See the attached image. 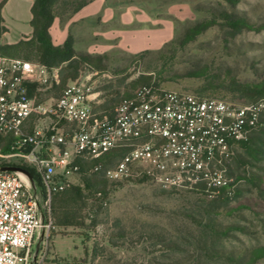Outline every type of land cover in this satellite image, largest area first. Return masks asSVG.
Segmentation results:
<instances>
[{
  "label": "rangeland",
  "instance_id": "obj_1",
  "mask_svg": "<svg viewBox=\"0 0 264 264\" xmlns=\"http://www.w3.org/2000/svg\"><path fill=\"white\" fill-rule=\"evenodd\" d=\"M65 1L69 0L57 1L55 14L60 20L55 18L51 25L54 38L72 9L64 5ZM105 3L114 11L109 25L92 20L69 28L71 47L77 54L103 57V72L79 63L76 78L65 83L79 80L90 89L91 114L114 108L133 90L130 83L141 76H150L151 83L162 90L235 105L259 100L248 85L264 80V31L233 32L222 17L231 14L255 25L264 23V0H237L235 5L227 0ZM127 9H132L134 21L122 25L120 15ZM210 19L218 25L192 42L182 41L186 29ZM138 29L164 35L156 43L148 42L134 50L121 45L118 37L108 40L93 35L97 31ZM66 68L64 63L47 69L44 77L32 79L29 84L35 89L27 97L35 105L53 103L65 87L57 90L60 72L67 73ZM194 74L204 77H192ZM50 118L35 114L25 122L24 130L30 133L35 125L46 128ZM259 120L260 125L249 135L264 140V112ZM59 126L69 127L65 122ZM230 151L228 176L233 183L223 204L210 202L217 195L211 198L193 191L166 192L142 175L96 187L93 180L100 176L66 171L61 178L62 190L52 196L49 236L41 241L32 264L245 263L249 250L264 247V193L243 180H234L236 176L264 178V160L246 165L244 143L232 146ZM10 162L25 164L13 159ZM257 264H264V259Z\"/></svg>",
  "mask_w": 264,
  "mask_h": 264
},
{
  "label": "built area",
  "instance_id": "obj_2",
  "mask_svg": "<svg viewBox=\"0 0 264 264\" xmlns=\"http://www.w3.org/2000/svg\"><path fill=\"white\" fill-rule=\"evenodd\" d=\"M46 72L37 63L0 55V167L19 160L38 178L21 169L0 171V264H31L38 239L49 236L51 200L63 188L61 178L80 170L76 159L110 182L142 175L166 192L195 190L212 198L233 183L231 147L246 140L264 112V100L235 105L150 83L97 120L90 89L79 80L69 81L48 106L35 105L26 84ZM35 114L51 122L28 133L25 122ZM114 151L121 155L111 156Z\"/></svg>",
  "mask_w": 264,
  "mask_h": 264
},
{
  "label": "trees",
  "instance_id": "obj_3",
  "mask_svg": "<svg viewBox=\"0 0 264 264\" xmlns=\"http://www.w3.org/2000/svg\"><path fill=\"white\" fill-rule=\"evenodd\" d=\"M33 5L31 8V21L30 25L32 27L31 36L28 39L20 40L18 43L13 45H0V55L9 57V58H18L27 61H34L39 65L44 66L46 69H56L59 65L66 63L67 64V73L60 72V84L57 87L59 91L61 87L65 85L67 80L75 79L78 74L79 63L85 64L89 67H92L99 72L104 71L103 57L101 55H90V54H77L71 47L70 36L64 41L60 46H54L52 39L49 33V29L55 20L60 16L55 14V8L57 7L58 0H32ZM94 0H84V1H74L69 0L65 1L64 5L72 7L69 18L79 11L82 7ZM232 5L237 3V0H227ZM6 0H0V36L4 32V28L1 27V8L5 4ZM75 2V3H74ZM68 18V19H69ZM67 19V20H68ZM223 23L226 27L231 29L233 32H238L241 30H246L250 32L258 33L264 31V23L255 25L249 22L247 19L234 15H225L222 17ZM218 25V22L215 19H210L198 23L197 25L186 29L182 41L184 43L192 42L199 35L206 32L211 27ZM192 77H204L202 74H194ZM150 76H141L136 80L130 83V87L133 90L130 93H127L123 96L122 99L131 96L132 92L135 91L141 85L150 84ZM155 87H157L154 84ZM251 90V94L254 98H259V100H264V80L248 85ZM35 89L34 85L29 83L26 84V96L30 97ZM198 96V95H197ZM202 97V96H199ZM121 99V100H122ZM120 100V101H121ZM119 101V102H120ZM111 108L107 112H103L95 115L94 119H103L110 116L112 112ZM32 118V117H31ZM260 121V120H259ZM255 128H257L260 124ZM254 128V129H255ZM252 129V130H254ZM251 130V131H252ZM245 144V152L248 157L246 165H251V163H257L261 160H264V140L259 135L250 136L249 133L246 136V140L239 142ZM7 148L3 147V151H6ZM111 156L118 157L121 155L120 151H114L110 154ZM75 163L79 165L80 171H86L88 166L87 164L81 162V160L76 159ZM17 168L26 171L38 181L34 169L31 166L26 164L15 165ZM229 168V166H228ZM100 176L99 178H94V186L100 187L106 185V179L103 178L102 174H94ZM103 178V179H102ZM243 180L245 183L257 187L261 192L264 193L262 189V184H264V178L261 177H250V178H240L239 176L235 177V183ZM116 183V182H114ZM232 185H228L226 188H222L220 193L217 195L216 199L210 200L212 203H225L228 200V192L230 191ZM196 190H201L202 188H195ZM195 192V190H193ZM225 234V233H224ZM264 259V247H256L247 252L245 263L243 264H257L258 261Z\"/></svg>",
  "mask_w": 264,
  "mask_h": 264
},
{
  "label": "crops",
  "instance_id": "obj_4",
  "mask_svg": "<svg viewBox=\"0 0 264 264\" xmlns=\"http://www.w3.org/2000/svg\"><path fill=\"white\" fill-rule=\"evenodd\" d=\"M105 1L106 0H94L82 7L66 21L64 28L58 31L57 38H54L52 34L53 24L49 29L53 44L55 46L62 45L70 35L69 28L81 24L82 22L99 20L104 23L105 26L109 25L114 18V11L112 8L107 7ZM32 5V0H6L1 8V27H3L5 31L1 33L0 45H13L31 36L32 27L30 21L32 18ZM120 21L122 25L131 24L132 21H134L132 9L124 11L120 15ZM93 35L94 37L101 36L108 40L118 37L117 39H119L121 45L134 50L145 43L148 44V42L156 43L158 39L163 38L164 34H147L145 30L138 29L119 32H113L111 30L97 31L94 32Z\"/></svg>",
  "mask_w": 264,
  "mask_h": 264
},
{
  "label": "water",
  "instance_id": "obj_5",
  "mask_svg": "<svg viewBox=\"0 0 264 264\" xmlns=\"http://www.w3.org/2000/svg\"><path fill=\"white\" fill-rule=\"evenodd\" d=\"M0 171H7V172H16V171H20L19 168L15 167V166H3V167H0ZM29 180L31 181V183L33 182L32 178L29 177ZM42 237V236H41ZM39 238L36 245H35V249H34V258L32 259V262L31 264L34 262L33 260H35V256L37 254V249H38V246L40 245L41 241H42V238Z\"/></svg>",
  "mask_w": 264,
  "mask_h": 264
}]
</instances>
